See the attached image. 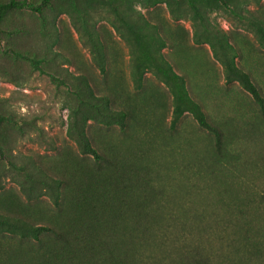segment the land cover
<instances>
[{
    "label": "rangeland",
    "instance_id": "1",
    "mask_svg": "<svg viewBox=\"0 0 264 264\" xmlns=\"http://www.w3.org/2000/svg\"><path fill=\"white\" fill-rule=\"evenodd\" d=\"M228 63L264 97V0H49L39 11H8L0 21V212L50 218V196L29 201L20 190L21 180L35 181V164L95 169V184L106 182L108 166L69 135L81 130L154 198L161 189L170 208L215 214L221 230L248 210L251 227H264V105L227 80ZM5 227L0 264L25 263L34 237Z\"/></svg>",
    "mask_w": 264,
    "mask_h": 264
},
{
    "label": "trees",
    "instance_id": "2",
    "mask_svg": "<svg viewBox=\"0 0 264 264\" xmlns=\"http://www.w3.org/2000/svg\"><path fill=\"white\" fill-rule=\"evenodd\" d=\"M48 1L1 4L0 21L12 9L39 11ZM226 66L227 80H239L253 99L264 105V97L248 74L235 65ZM86 87L94 94L90 84ZM183 101L190 102L199 123L207 126L200 107L186 96ZM181 104L175 107L176 116L182 113ZM69 135L83 154L103 160L110 174L105 183L95 184V169L61 168L57 172L35 164V181L29 185L21 180L20 190L29 201L50 196L55 209L49 219L35 220L0 212V226L21 236L32 235L36 241L30 245L32 252H26L25 263L15 262L13 257L9 264H252L264 258V227L256 231L251 227L248 210H238L239 223L221 230L215 214L172 209L168 199L159 197L161 189L159 199L154 198L150 186L123 175L121 160L116 164L111 154L89 142L84 131ZM60 217L66 219L65 224H58ZM230 230L242 241V254L236 251L237 240Z\"/></svg>",
    "mask_w": 264,
    "mask_h": 264
}]
</instances>
